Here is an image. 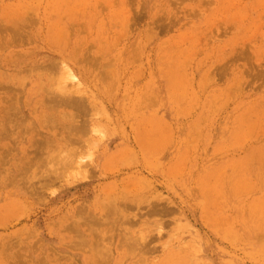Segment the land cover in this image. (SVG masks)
Segmentation results:
<instances>
[{"label": "rangeland", "instance_id": "1", "mask_svg": "<svg viewBox=\"0 0 264 264\" xmlns=\"http://www.w3.org/2000/svg\"><path fill=\"white\" fill-rule=\"evenodd\" d=\"M0 264H264V0H0Z\"/></svg>", "mask_w": 264, "mask_h": 264}, {"label": "bare ground", "instance_id": "2", "mask_svg": "<svg viewBox=\"0 0 264 264\" xmlns=\"http://www.w3.org/2000/svg\"><path fill=\"white\" fill-rule=\"evenodd\" d=\"M58 174V173H57ZM95 252V251H94ZM101 252H103V251H101ZM98 254V253H97Z\"/></svg>", "mask_w": 264, "mask_h": 264}]
</instances>
